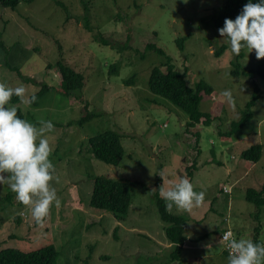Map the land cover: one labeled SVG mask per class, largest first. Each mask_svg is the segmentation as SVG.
<instances>
[{"label": "rangeland", "instance_id": "obj_1", "mask_svg": "<svg viewBox=\"0 0 264 264\" xmlns=\"http://www.w3.org/2000/svg\"><path fill=\"white\" fill-rule=\"evenodd\" d=\"M223 3L20 0L16 10L0 4V83L22 84L25 98L50 86L33 104L11 105L19 106L23 119L34 125L53 123L52 132L42 135L51 149L49 185L60 201L37 224L31 205L17 201L7 182L0 185V249L29 251L53 243L59 251L57 264H227L222 239L216 237L226 228L238 239L254 242L257 236L264 244V206L259 210L246 199L249 188L264 186V78L252 76L264 58L245 50L240 73H232L236 55L209 24ZM149 44L162 48L177 69H188V82L205 80L214 87L200 105L212 116L209 124L188 127L183 109L149 89L152 68L166 59L147 50ZM224 44L227 48L217 56L215 50ZM60 59L84 76L80 91L61 93ZM118 62L119 71H112ZM29 77L37 84L29 83ZM256 85L261 99L252 118L232 135L223 134L240 119ZM224 89L232 92L231 104L221 95ZM86 104L96 116L81 125ZM107 130L121 134L125 154L119 165L101 161L90 150L89 139ZM258 143L263 144L259 161L241 158L243 150ZM184 161L198 162L191 183L194 191L204 192V199L188 211L172 206L189 222L187 246L173 260L155 192L185 177ZM96 176L139 182L125 218L90 206Z\"/></svg>", "mask_w": 264, "mask_h": 264}, {"label": "trees", "instance_id": "obj_2", "mask_svg": "<svg viewBox=\"0 0 264 264\" xmlns=\"http://www.w3.org/2000/svg\"><path fill=\"white\" fill-rule=\"evenodd\" d=\"M248 0H224L223 5L219 10H216L212 15L209 24L214 26L216 29L223 26L225 18L234 19L240 12L242 6L247 3ZM20 0H0V4L4 7H9L16 10L19 6ZM104 43H110L102 35H100ZM99 39V37L97 38ZM183 41V39H182ZM147 50L155 49L159 55L166 56L165 61L160 66H154L151 70V74L148 80L149 89L157 95L163 96L176 104L178 107L183 109L190 118L188 127H195L198 123L204 122L209 124L211 122V114L203 112L200 109L201 102L205 95L211 96L214 93V87L208 84L205 80H199L194 83L188 82L186 78V69L184 72L177 69L175 64L172 63V58L166 55L165 51L155 44L147 45ZM227 46L224 44L215 50V54L219 56ZM245 50L242 48L239 55L235 56L234 63L235 68L232 70L233 74H239L241 69V60L245 56ZM56 65L61 73L62 81L60 86H63L64 90L61 91L63 94H72L80 91L85 83L84 76L76 71L72 66L63 62L62 59L56 62ZM119 62L113 65L112 71H119ZM163 67H166L163 69ZM17 71V75H21L17 68L13 69ZM257 75L264 78V61L259 64L254 71L252 76ZM29 83L32 81L37 82L31 77L26 78ZM135 76H133V81ZM132 78L129 80L131 81ZM49 85H43L40 91L33 94L31 97H35L34 102L37 101L47 90ZM260 88L258 85L252 88L251 98L246 103L245 108L242 110L241 117L239 120H235L229 123V129L223 134L232 135L239 128L243 127L245 123L252 118L253 108L256 103L261 99ZM155 101V100H154ZM21 102L20 98L16 96L11 97L10 104L18 105ZM156 102V101H155ZM33 104V102H32ZM17 108V115L23 118V113L20 107ZM85 115L79 119L78 123L83 125L85 122L96 116V113L89 110V104L85 105ZM36 125L38 123H35ZM196 148L199 144V138H195ZM90 150L92 154L103 162L119 165L124 157L125 149L121 142V134L114 130H107L99 133L89 139ZM197 151H200L198 148ZM199 154V152H198ZM263 154V144H253L246 148L241 153V158L248 161L257 162L261 159ZM197 160V159H196ZM187 167H185V177L190 182L193 178L194 172L198 168V162L189 165L188 162L184 161ZM161 178L158 180L160 182ZM139 182L136 180H123L115 179L105 176H96L93 180V190L90 200V206L97 210L111 211L119 218H125L129 212L131 205L132 192L135 185ZM158 211L161 219L165 225L166 236L173 244L170 256L173 260H178L182 255V247L185 244V225L187 223L186 216L182 214H176L171 211V208L166 207V202L159 194V187L155 192ZM246 199L254 203L260 210L264 206V186L261 190L249 188L246 193ZM78 208V207H77ZM77 210V209H76ZM78 211V210H77ZM227 229V228H226ZM224 231L220 234L222 235ZM259 242V238L254 236V243ZM175 246V248H174ZM227 254V252L225 251ZM59 258V251L55 244L50 243L43 245L39 248L25 251L19 248L6 247L0 249V264H57Z\"/></svg>", "mask_w": 264, "mask_h": 264}, {"label": "clouds", "instance_id": "obj_3", "mask_svg": "<svg viewBox=\"0 0 264 264\" xmlns=\"http://www.w3.org/2000/svg\"><path fill=\"white\" fill-rule=\"evenodd\" d=\"M217 31L234 55L244 48L248 53L254 50L257 59L264 58V0H248L236 17L225 18ZM24 93L22 84L10 87L0 83V173L8 174L0 175V185L7 182L17 201L31 205L30 215L39 224L50 205L60 203L49 185L53 178L51 149L47 135H42L52 132L54 125L50 120H40L37 123L42 126L37 128L17 115V108L9 103L11 97L16 96L23 103L35 100L34 96L25 98ZM221 95L232 103L230 89L222 90ZM159 194L167 208L175 206L184 211L198 207L204 199V192L194 191L192 183L183 177L171 188L161 186ZM226 238L227 233L223 234ZM227 248V264H262L264 260V244L250 239L229 240Z\"/></svg>", "mask_w": 264, "mask_h": 264}, {"label": "built area", "instance_id": "obj_4", "mask_svg": "<svg viewBox=\"0 0 264 264\" xmlns=\"http://www.w3.org/2000/svg\"><path fill=\"white\" fill-rule=\"evenodd\" d=\"M227 233V238L223 239V234ZM222 242L224 243V250L227 252L228 255V248H227V244L229 240L235 239L234 237V233L230 228L225 229V231L222 233Z\"/></svg>", "mask_w": 264, "mask_h": 264}, {"label": "crops", "instance_id": "obj_5", "mask_svg": "<svg viewBox=\"0 0 264 264\" xmlns=\"http://www.w3.org/2000/svg\"><path fill=\"white\" fill-rule=\"evenodd\" d=\"M187 218V217H186ZM186 225H187V227L189 228V222H188V218H187V223H186ZM186 225H185V228H186ZM219 236V234L217 233V235H216V237L218 238V241H220L221 242V238H220V236ZM169 240V239H168ZM170 243V245L172 244L171 242H169ZM222 243V242H221ZM184 246H187L186 245V243L184 244ZM208 246H210V245H208Z\"/></svg>", "mask_w": 264, "mask_h": 264}, {"label": "bare ground", "instance_id": "obj_6", "mask_svg": "<svg viewBox=\"0 0 264 264\" xmlns=\"http://www.w3.org/2000/svg\"><path fill=\"white\" fill-rule=\"evenodd\" d=\"M232 230V229H231ZM233 231V230H232ZM234 233V232H233ZM234 237H235V239H237L238 240V238H237V236L235 235V233H234ZM224 244V243H223ZM225 251V250H224Z\"/></svg>", "mask_w": 264, "mask_h": 264}]
</instances>
